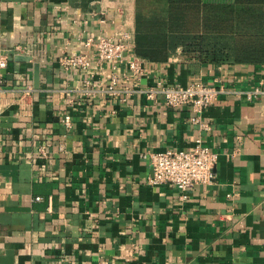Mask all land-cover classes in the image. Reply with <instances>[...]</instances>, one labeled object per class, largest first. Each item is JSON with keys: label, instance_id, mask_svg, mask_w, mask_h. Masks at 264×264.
Here are the masks:
<instances>
[{"label": "crops", "instance_id": "0c3cea01", "mask_svg": "<svg viewBox=\"0 0 264 264\" xmlns=\"http://www.w3.org/2000/svg\"><path fill=\"white\" fill-rule=\"evenodd\" d=\"M136 11L137 0H0V264H264V94L253 93L264 63L205 61L178 46L167 61L143 58L140 76L125 63L61 66L87 34L128 30L135 42ZM113 73L127 100L86 94L85 79L98 88ZM199 82L229 90L202 114L209 129L190 107L146 95ZM198 137L218 153L215 182L186 198L149 183L145 154Z\"/></svg>", "mask_w": 264, "mask_h": 264}, {"label": "trees", "instance_id": "16d2710c", "mask_svg": "<svg viewBox=\"0 0 264 264\" xmlns=\"http://www.w3.org/2000/svg\"><path fill=\"white\" fill-rule=\"evenodd\" d=\"M135 52L167 61L182 46L211 62L264 63V0H137Z\"/></svg>", "mask_w": 264, "mask_h": 264}, {"label": "built area", "instance_id": "2783aa9c", "mask_svg": "<svg viewBox=\"0 0 264 264\" xmlns=\"http://www.w3.org/2000/svg\"><path fill=\"white\" fill-rule=\"evenodd\" d=\"M132 33L128 30L121 32L119 36L113 35H86L84 38L83 51L81 53H63L60 56V64L66 70L75 68L90 71L95 64L109 62L116 69L118 63H125L129 69V75L140 76L145 71L143 58L133 55L127 59L126 53L134 44ZM25 49L21 45L17 46L18 51ZM8 65L6 56L0 57V71ZM90 76L94 74L90 73ZM84 91L87 95L96 92L110 98L125 101L127 100L128 89L120 85V78L113 73L107 85L92 87L91 79H85ZM223 85L219 83L199 82L188 86L167 85L158 83L157 86L146 90L148 99H156L157 95L165 100L167 105L180 108L190 107L195 114L194 121L202 127L209 129L210 125L201 122V116L212 104L216 102L219 95L227 92ZM254 94H264V86L257 87ZM64 123L67 127L71 126V117L66 115ZM49 144L40 146V153L48 156ZM144 156L149 158L153 168V174L149 178V183L159 186L162 184H174L181 192L182 197L186 198L188 191L198 184H211L217 178L216 165L218 153L203 143V139L198 137L196 143L187 150L166 149L159 152H149ZM37 200L42 197L37 196Z\"/></svg>", "mask_w": 264, "mask_h": 264}]
</instances>
